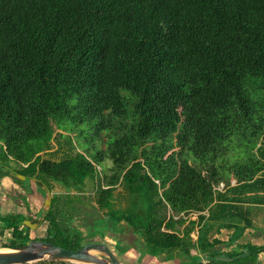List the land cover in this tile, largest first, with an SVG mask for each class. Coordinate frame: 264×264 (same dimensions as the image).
<instances>
[{
    "label": "trees",
    "instance_id": "obj_1",
    "mask_svg": "<svg viewBox=\"0 0 264 264\" xmlns=\"http://www.w3.org/2000/svg\"><path fill=\"white\" fill-rule=\"evenodd\" d=\"M0 160L50 190L91 182V234L136 236L121 255L259 264L237 242L264 204V0H0ZM82 204L55 197L40 240L100 242L70 224ZM24 219L0 217L7 247L32 240Z\"/></svg>",
    "mask_w": 264,
    "mask_h": 264
},
{
    "label": "rangeland",
    "instance_id": "obj_2",
    "mask_svg": "<svg viewBox=\"0 0 264 264\" xmlns=\"http://www.w3.org/2000/svg\"><path fill=\"white\" fill-rule=\"evenodd\" d=\"M74 136V135H72ZM74 146H77V139H74ZM63 146H64V153L69 152V145L67 144L66 140H62ZM78 147V146H77ZM51 157L50 154L46 155V158ZM60 157H64L63 154L58 156L55 159H58ZM17 186V189H12L8 192H5L4 194H0V202L4 203V211L5 212H23L27 215L31 214L32 219L38 223V228L36 226L33 228V230L30 231V236L32 239L40 240L47 236L46 234V227L47 222H45V215L51 208L53 204V199L55 197H64L67 194H80L83 200L85 201V204L80 205V212L76 215V217L71 221V226L73 228H76L80 230L83 234V237L85 238V241L89 242V240H100V242H105L108 245L111 246V248L115 251V253L120 256L123 259V262L125 264H129L130 260L129 257H127L125 254L121 255L117 252L116 249V242L120 238L123 240V243L130 242L135 238L133 234V230L128 227V225L123 222L119 227L123 228V233H108L106 232V236L104 238H101L99 235H92L91 233L96 230V220L101 218V215L98 214L95 211L94 203H93V195H94V187L91 182H88L86 187L81 191L77 192L75 190L68 191L66 188L59 184L53 183V189L51 192L46 191V186L42 185L40 186V182L36 180H30L28 187L29 190H24L21 186L15 183ZM42 187V190H41ZM224 184H221L218 188L223 189ZM44 189V190H43ZM122 189L119 191L121 192ZM5 195V197H4ZM4 197V199L2 198ZM50 199V202L45 205V200ZM1 207V203H0ZM197 215H194L192 219H196ZM0 230V234H5ZM10 243L9 237H0V249H3L4 247H7V245ZM135 250V249H131ZM136 251V250H135ZM68 263V262H67ZM150 264V263H149ZM157 264V263H154Z\"/></svg>",
    "mask_w": 264,
    "mask_h": 264
},
{
    "label": "water",
    "instance_id": "obj_3",
    "mask_svg": "<svg viewBox=\"0 0 264 264\" xmlns=\"http://www.w3.org/2000/svg\"><path fill=\"white\" fill-rule=\"evenodd\" d=\"M15 175L21 180L26 179L23 175ZM49 202L50 199H47L46 204ZM25 223L31 228L34 227V224L29 221ZM39 261H64L75 264H122L115 251L105 242H90L77 250H71L48 241L32 239L25 245L0 249V264H27Z\"/></svg>",
    "mask_w": 264,
    "mask_h": 264
},
{
    "label": "crops",
    "instance_id": "obj_4",
    "mask_svg": "<svg viewBox=\"0 0 264 264\" xmlns=\"http://www.w3.org/2000/svg\"><path fill=\"white\" fill-rule=\"evenodd\" d=\"M17 186L15 185L13 179L9 176H5L0 180V194H4L5 192H8L12 189H16ZM260 195L264 197V193L261 192ZM248 196L253 197L255 196V193L248 194ZM5 197V195H4ZM4 197H2L4 199ZM255 202V201H252ZM1 203L0 207V215L6 214L4 211V203ZM253 210L255 212V224L257 226L256 229H248L243 237L237 242L240 244L243 243H252L254 245L258 246H264V204H256L252 203ZM20 213V212H19ZM233 230H228V229H222L221 233L219 235H215L214 237H218L224 242H227L232 235ZM10 234L6 233V237H8ZM194 238L196 239L197 236L196 234L193 235ZM236 243V244H237ZM235 246L232 245L229 248H222L223 251H228L230 249H233ZM193 254L196 255L198 254L196 251H193ZM127 257H129L130 263L129 264H179L178 260L174 261H164L162 258H154L151 256L144 257L141 261H139V254L135 250H130L125 254ZM120 261L122 264H125L123 262V259L119 256ZM205 260V259H204ZM259 264H264V252L259 255Z\"/></svg>",
    "mask_w": 264,
    "mask_h": 264
},
{
    "label": "flooded vegetation",
    "instance_id": "obj_5",
    "mask_svg": "<svg viewBox=\"0 0 264 264\" xmlns=\"http://www.w3.org/2000/svg\"><path fill=\"white\" fill-rule=\"evenodd\" d=\"M5 176H9V177H11L12 179H13V181H14V183H16V184H18L19 186H21L25 191L26 190H29L30 188L28 187V185L27 184H29V181L31 180H22V181H26L25 182V184H20V183H18L16 180H15V177H17V175H15L14 174V172H13V174H12V170L10 169V167H8L7 165H5L1 160H0V180L3 178V177H5ZM18 178V177H17ZM20 179V178H19ZM21 180V179H20ZM32 180H36V181H39L40 182V186H42V185H44V186H46V184H44V183H42L40 180H38V179H36V178H33ZM17 189V188H16ZM41 190H42V187H41ZM44 190V189H43ZM46 191L47 192H51V190L46 186ZM10 193V192H9ZM48 199V198H47ZM47 199L45 200V205H47L46 204V201H47ZM48 213V212H47ZM46 213V214H47ZM10 214H15V215H17V214H20V215H23L24 217H25V219H24V221L22 222V225H21V229H23L24 231H26V232H29V236H30V231L31 230H33V228L36 226V228H38L39 226H38V223L37 222H35L33 219H32V217H31V214L30 215H27V214H25V213H23V212H15V211H13V212H6V214H4V215H0V217H4V216H7V215H10ZM45 217H46V215H45ZM45 217H44V219H45ZM26 221H29V222H31L32 224H34V227L33 228H31L30 226H28V224H26L25 222ZM46 222V221H45ZM47 228V227H46ZM29 229V230H28ZM0 230H2L3 232H5V234H0V237H4L5 238V236H6V233L7 234H10L8 237H9V240L11 241L12 240V230L11 229H5L4 228V223H2V222H0ZM2 232V233H3ZM30 238H31V236H30ZM32 239V238H31Z\"/></svg>",
    "mask_w": 264,
    "mask_h": 264
},
{
    "label": "built area",
    "instance_id": "obj_6",
    "mask_svg": "<svg viewBox=\"0 0 264 264\" xmlns=\"http://www.w3.org/2000/svg\"><path fill=\"white\" fill-rule=\"evenodd\" d=\"M70 264H75V263H70Z\"/></svg>",
    "mask_w": 264,
    "mask_h": 264
}]
</instances>
